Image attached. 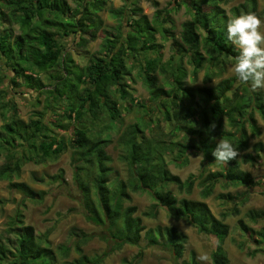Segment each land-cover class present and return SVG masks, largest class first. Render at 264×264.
<instances>
[{
    "label": "trees",
    "instance_id": "1",
    "mask_svg": "<svg viewBox=\"0 0 264 264\" xmlns=\"http://www.w3.org/2000/svg\"><path fill=\"white\" fill-rule=\"evenodd\" d=\"M121 1L122 8L110 11L117 25L107 27L100 14L110 10L108 0H72L73 7L67 0H0V24L8 23L0 27V119L4 121L0 129V153L6 152L0 166V180L7 179L9 190L14 193L33 198L35 193L29 186L10 182L12 176H18L27 162L38 165L56 160L70 149L72 182L79 193L84 218L99 228V236L105 242L113 241L115 248L124 244L138 246L145 231L142 218H155L162 208L171 219L182 220L200 234L214 237L212 264H229L222 247L229 227L214 217L206 203L177 199L170 187L189 195L198 183L202 187L201 198L206 199L217 184L245 188L254 185L251 175L241 170L240 163L256 162L247 151L250 140L261 135L255 115L264 121L263 94L252 92L235 77L222 80L213 88H193L186 77L190 74L195 81L207 65L210 71L203 82L208 83L222 76L226 61L235 62L239 52L227 40L226 24L230 18L247 13H255L261 19L256 0L232 6L230 16L223 8L230 0H172L174 7L168 11L159 9L158 0H147L155 9L152 20L142 14L139 0ZM181 7L189 20L182 23L176 38L164 25L172 22L170 14ZM15 25L18 33L12 28ZM101 31L105 32L103 55L92 56L82 66L75 63L65 38L71 35L73 46L85 49ZM157 33L172 38L173 57L167 66L159 56H147L157 47ZM185 58L190 71L183 66ZM137 63L138 74L149 90L150 108L139 103L129 91L128 81L132 80L129 75ZM157 72L166 77L165 85L169 89L158 85ZM6 74L9 84H5ZM39 74L50 79L49 88ZM9 87L43 95L45 104L38 120L19 119L13 99L4 101ZM135 106L144 115L150 109L157 117L141 118L122 133L119 146L127 175L125 180L113 178L112 159L106 152L111 139L103 134L122 122L123 110L130 111ZM48 110L51 116L44 120ZM160 120L169 123L172 129L167 133L160 131ZM213 124L214 129L210 127ZM225 124L228 131L224 130ZM54 129L65 130L66 135H57ZM177 131L182 133L181 141L168 137ZM221 139L230 141L240 153L226 167L212 156ZM16 145L24 149H16ZM252 148L257 153L262 145L255 143ZM201 152L203 165L219 164L221 172L202 171L182 181L168 170L167 155H172V161L182 167L187 165L190 154ZM63 180L62 170L51 177L52 182ZM135 193L149 194L154 202L152 209L142 216L136 215L137 208L129 205ZM232 212L238 214L236 207ZM229 213L224 212L222 218ZM245 217L257 225L264 221V210H249ZM22 219V214L16 212L0 233V264H102L107 256L91 259L84 255L82 248L92 236L74 233L72 247L78 258L59 263L56 252L49 248L47 236L37 238L34 228L25 225ZM238 226L245 241L262 252L264 227L254 229L243 219L238 220ZM148 233L147 244L168 245L176 257L181 256L187 241L183 233L173 227H157ZM70 251L58 247L62 258H68Z\"/></svg>",
    "mask_w": 264,
    "mask_h": 264
},
{
    "label": "rangeland",
    "instance_id": "2",
    "mask_svg": "<svg viewBox=\"0 0 264 264\" xmlns=\"http://www.w3.org/2000/svg\"><path fill=\"white\" fill-rule=\"evenodd\" d=\"M70 6H74L72 0H67ZM172 0H158L159 9L162 11L171 10L174 7ZM245 0H230L223 8L230 16L229 9L232 6H236L239 3H243ZM109 11H103L100 15L104 21L105 26L114 27L117 25V20L110 14L112 9L122 8L123 3L121 0H108ZM257 11L260 14L261 20L264 21V0H256ZM138 6L142 9V14L147 16L148 20H152L155 14V9L151 6L147 0H139ZM138 16H134L133 19H137ZM172 22L166 23L165 28L171 29L174 37L178 38L181 32V25L183 22L189 20V15L185 11V8H180L178 11H174L170 14ZM127 18V13L124 15V21ZM8 23L0 24L3 28ZM17 25L13 26L14 33H18ZM111 31V30H108ZM264 31V29H262ZM107 34L110 32H106ZM104 31L98 33L95 41L90 42L85 49H76L73 41V37L70 35L65 38V43L70 51L71 57L75 63L79 65H85L92 56L103 55V37ZM77 38H75L76 40ZM157 47L154 51H150L147 56L155 57L159 56L161 62L167 66V62L173 57L172 38L169 34L164 36L161 33L155 35ZM177 60V58H176ZM186 58L183 60V66L186 71H190L191 67L187 64ZM231 59L226 61L225 70L222 76L213 78L211 82H203V78L208 72L207 65L205 69L201 70L196 80L193 81L192 76L186 77V82L193 88L198 87H215L220 81L234 77L229 71L230 66L233 65ZM138 63L133 68L129 77L132 79L129 84V91L137 98L139 103H143L144 106L150 108L149 90L144 85L139 74ZM210 71V70H209ZM1 75V74H0ZM158 85H165L167 82L159 72L156 73ZM9 74H6L5 84H9ZM39 78L42 80L46 88H49L50 79L44 74H39ZM22 83V81H19ZM236 86V85H235ZM166 89L170 87L165 85ZM252 92H261L264 98V89L251 90ZM26 92V93H25ZM8 99H13V103L17 108V116L20 120L27 122L29 119L38 120L39 115L42 114L44 108V97L33 91H27L25 88H7L5 92ZM229 96V93H227ZM3 100V99H2ZM11 102V103H12ZM199 109V106H198ZM51 113L47 112L44 116V120L48 119ZM257 123L261 129V135L250 140V147L247 153L253 155L256 162L242 164L240 163L241 170L249 173L253 179L254 185L250 188L245 187H232L229 185L217 184L213 190L211 196L206 199L201 198L202 187L196 183L193 187L192 193L186 195L185 193H178L177 189L170 187L173 195L177 199L186 198L193 201H202L206 203L211 213L215 218L223 220L229 227V235L223 242V249L226 253L229 264H264V250H256L257 247L245 241L242 232L238 226V220L243 219L248 225L254 229H260L264 227V221L259 222L257 225L251 224L246 219L245 214L249 210L261 211L264 210V121L255 115ZM122 122L108 133H104L111 139V144L106 148V152L112 159L111 167L113 169L112 177L117 176V179H126L127 166L123 160V152L119 146V139L122 133L128 128V126L137 123L141 118L149 120L152 117L156 119L155 113L149 109L148 115H144L143 110L138 106H135L130 111H122ZM4 125V121L0 119V129ZM160 131L163 133L169 132L172 127L169 123L159 121ZM224 130L228 131L229 128L225 124ZM57 135H66L65 130L54 129ZM176 141H181L182 133L177 131L172 136H168ZM255 143H261L262 149L260 152H255L252 148ZM23 150L21 145H16V149ZM5 151L0 153V166L4 163ZM195 154H190L188 163L186 166L178 167L176 163L172 161V155L165 157L167 161V167L171 174L178 176L180 180H185L190 174L199 175L202 171L221 172V166L215 164L213 166H204L203 161ZM72 151L67 149L63 155L56 160H48L42 164H34L32 162L25 163L18 176H12L11 181L13 183H24L29 186L35 196L33 198H26L20 193H14L15 191L9 190V181L0 180V233H3L7 227V223L16 212H20L23 217L25 225H30L34 228L35 235L39 239L47 236L49 248L56 252L58 262H70L77 259L78 256L72 247L74 233H84L91 235L92 239L83 246L82 250L84 255L89 258L95 256H101L107 254L102 264H212L211 254L216 246V239L212 236L200 234L197 229L182 220H173L168 214L161 208L157 211L155 218H142L145 231L141 234V240L138 246H132L124 244L119 248L114 247V242H105L100 234V230L94 224L88 222L83 215V209L80 204V196L76 187L72 182ZM240 160V158L238 159ZM63 171L64 180L61 183L51 181V177L58 175L60 171ZM40 195V196H38ZM230 197V198H228ZM240 199V200H239ZM154 204L153 199L146 193H135L131 195L130 206L136 207V215L142 216L144 212H149ZM236 207L238 214L234 215L232 210ZM229 211V216L225 219L222 218L224 212ZM157 227H173L179 233H183L187 237V241L182 249L181 256L178 258L174 255L172 248L168 245L154 247L147 244L148 230H155ZM157 232H154V234ZM156 235V234H155ZM164 242V239H161ZM58 247H67L71 251L68 258H62L58 253ZM258 251V252H257ZM137 255H139L137 257ZM137 259L135 260V258ZM200 257L206 259L201 260Z\"/></svg>",
    "mask_w": 264,
    "mask_h": 264
},
{
    "label": "clouds",
    "instance_id": "3",
    "mask_svg": "<svg viewBox=\"0 0 264 264\" xmlns=\"http://www.w3.org/2000/svg\"><path fill=\"white\" fill-rule=\"evenodd\" d=\"M264 21L255 13H247L230 18L226 24L227 40L239 54L229 71L251 90L264 89ZM215 128V124L210 126ZM240 153L228 140L221 139L212 151L215 162L227 166ZM204 159L203 152L195 159ZM201 260L206 259L200 257Z\"/></svg>",
    "mask_w": 264,
    "mask_h": 264
}]
</instances>
